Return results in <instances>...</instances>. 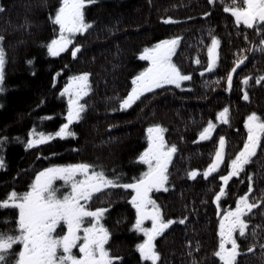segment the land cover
<instances>
[{
	"label": "trees",
	"instance_id": "1",
	"mask_svg": "<svg viewBox=\"0 0 264 264\" xmlns=\"http://www.w3.org/2000/svg\"><path fill=\"white\" fill-rule=\"evenodd\" d=\"M59 1L0 0V46L5 51L0 137L8 138L0 145L5 163L0 168V200L12 190L29 189L39 169L36 158L43 152L92 164L131 183L145 171L137 157L148 145L147 129L159 124L167 145L177 150L168 165L165 187L152 193L163 218L173 220L154 240L159 253L156 264H220L214 255L220 217L238 196L248 192L249 175L253 177L249 202H257V207L245 217L246 235L234 233L241 253L237 260L238 264H264V138L244 171L229 180L219 205L214 202L223 183L219 177L227 174L228 162L247 138L245 119L252 112L264 117V82L256 83L257 77L264 76V52L258 50L264 36L256 28L237 25L224 11L231 0H94L84 9L92 27L75 33L70 47L52 56L47 44L57 37L59 26L50 16L54 17ZM169 17L171 21L165 22ZM260 31L264 32V26ZM211 35L220 41L218 59L205 72ZM175 36L181 40L172 60L191 79L182 81L180 87L153 89L121 109L120 100L131 90L132 77L147 66L140 54L157 41ZM77 45L79 51L73 57L71 49ZM241 58L244 62L235 65ZM234 67L229 88L227 74ZM82 72L89 73L90 91L81 98L82 118L69 125L75 136L53 135L46 143L26 148L30 132L54 134L64 124L67 99L63 87L68 77ZM244 76L250 78L247 85L241 83ZM244 91L248 100L243 99ZM225 107L229 108L228 123L217 120ZM209 121L215 127L208 139L200 140L199 133ZM221 136L226 141L224 160L206 178L203 173L212 163ZM74 147L78 151L72 155ZM192 170L197 175L190 178ZM56 181L61 184L60 179ZM131 194V189L114 188L95 194L87 206L108 209L102 221L111 232L105 247L121 258L115 264H151L140 258L135 247L143 238L132 228ZM16 215L14 209H0V230L14 231Z\"/></svg>",
	"mask_w": 264,
	"mask_h": 264
},
{
	"label": "snow or ice",
	"instance_id": "2",
	"mask_svg": "<svg viewBox=\"0 0 264 264\" xmlns=\"http://www.w3.org/2000/svg\"><path fill=\"white\" fill-rule=\"evenodd\" d=\"M94 0H60L54 17L50 19L59 26V36L47 44V51L52 56L59 55L69 44L75 33L89 30L92 25L86 21L84 9ZM213 3V0H209ZM2 11V9H0ZM224 11L234 17L237 25L243 23L247 28H256L258 34L264 36L260 26H264V0H231L224 6ZM208 16L209 13H204ZM171 21V17L165 22ZM245 39L247 37L245 36ZM3 37H0V41ZM180 36L158 41L151 48H145L140 58L147 60L148 67L132 77V87L127 95L120 100V108L127 109L133 105L146 92L161 88L164 85L181 86L182 81L191 79L172 62V55ZM220 41L215 35H211V43L207 46L208 63L205 72L216 66L218 59L217 49ZM79 45L71 49L73 57L79 51ZM253 49H257L253 45ZM250 49V50H253ZM259 51L264 52V39L260 40ZM245 58L237 59L235 65L239 66ZM32 63L31 60L28 61ZM195 63L199 64L197 59ZM5 67V51L0 46V93L5 91L3 87ZM234 67L227 74V82L231 88ZM203 74V73H202ZM89 73L84 72L78 76L70 77L63 94L68 95L67 123L61 124L54 134L30 132L26 148L42 144L56 137L75 136L69 130V125L75 120H80L85 105L80 103L82 97L90 91L88 82ZM249 76H244L241 83L247 85ZM264 82V76L257 77L256 83ZM244 100L249 99V94L244 91ZM229 108L225 107L217 113V120L229 121ZM247 129V138L243 147L228 162L226 175L219 177L223 183L216 193L214 202L218 205L221 196L225 194V186L234 176H239L245 166L256 155L261 140L264 138V117L256 112L250 113L244 121ZM215 125L209 121L207 126L199 133V139H208ZM164 129L155 124L147 129L148 145L138 155L137 160L147 166L138 178H133L131 183L121 182V176L113 174L109 176L103 169L97 170L96 166L89 163H76L66 165H52L38 172L29 189L23 193L12 190L7 197L0 200V209H14L16 228L14 231L0 230V264H6L9 256L15 251L14 245L21 247L15 253V264H115L120 257L113 256L105 247L111 232L102 222L108 209L97 207L92 209L88 202L94 199L95 194H103L114 188L131 189L130 204L135 209L136 218L132 228L143 233L144 239L136 244V250L142 260L156 264L159 253L155 249L153 241L160 236L165 229L173 223V220H165L161 214L159 205L150 196L153 189L165 187L168 180V164L172 154L177 150L175 145L167 147L162 133ZM7 137H0V145H3ZM225 138L219 139V146L203 175L207 178L217 170L225 157ZM4 159L0 157V168H4ZM189 177H196L197 171L188 173ZM57 179L63 180L69 186V191L62 196L54 184ZM253 177L248 176V192L240 195L235 201V207L225 209L220 219L218 235L220 237L218 249L214 255L219 258L221 264H238L237 257L240 246L235 232L240 236L246 235L248 221L246 215L257 207V202H249V193L253 191ZM166 190V189H165ZM264 207V203L261 204ZM88 219V223L85 221ZM151 221V227H145L144 222ZM10 221L5 220L4 223ZM184 223V220L180 221ZM62 232L63 234H59ZM231 245L226 247V245ZM264 247V245H262ZM78 248L79 254L74 253ZM248 252L252 248L247 249Z\"/></svg>",
	"mask_w": 264,
	"mask_h": 264
},
{
	"label": "rangeland",
	"instance_id": "3",
	"mask_svg": "<svg viewBox=\"0 0 264 264\" xmlns=\"http://www.w3.org/2000/svg\"><path fill=\"white\" fill-rule=\"evenodd\" d=\"M59 4H60V1H59ZM59 7V5L57 6V8ZM57 10V9H56ZM59 29H58V34L56 35L57 37L59 36ZM74 35V34H73ZM56 38V37H55ZM54 38V39H55ZM72 42H73V36H72ZM158 42V41H157ZM156 42V43H157ZM70 47V44L68 45V47L66 48V49H68ZM148 48H151V47H148ZM65 49V50H66ZM173 56V55H172ZM146 61V67H148V61L147 60H145ZM172 62H173V60H172ZM174 63V62H173ZM141 72V71H140ZM82 73H84V72H82ZM79 74H81V73H79ZM79 74H74V75H71L70 77H74V76H78ZM137 75V74H136ZM70 77H68L67 79H68V81L65 83V85H64V87H63V90H64V88H65V86L69 83V78ZM169 86V85H168ZM176 86V85H175ZM66 95V99H67V101H68V95L67 94H65ZM80 103H81V100H80ZM67 109H68V104H67ZM66 112H67V110H66ZM66 117H67V113H66ZM75 121V120H74ZM64 123H67V119L65 120V122ZM73 123V122H72ZM71 123V124H72ZM246 132H247V130H246ZM162 135H163V133H162ZM63 138V137H62ZM165 141V140H164ZM44 143H46V142H44ZM39 145V144H38ZM165 145L167 146V147H169L168 145H167V143H166V141H165ZM36 146V145H35ZM144 150V149H143ZM78 151V148L77 147H74V149H72V155H74V153H76ZM57 153V152H56ZM56 153L55 154H53V155H49V153L48 152H43V154L41 155V154H39L38 156H37V158H36V161H38V167H39V169H38V171L36 172V174L38 173V172H40V171H42L44 168H47V167H50V166H52V165H66L64 162H66V163H68V164H76L77 162H75V163H73L71 160H75L74 158L72 159H68V158H65V156L63 157V156H60V155H56ZM171 162V161H170ZM170 162H169V164H170ZM168 164V165H169ZM146 166V165H145ZM147 170V166L145 167V171ZM36 174H35V176H36ZM34 176V177H35ZM61 181V184L59 183L58 185H57V183H55L56 185H57V187H58V189L59 190H61V193H60V195L62 196L65 192H67V191H69L70 189H69V186L68 185H66L65 184V182L63 181V180H60ZM54 182H57V181H54ZM66 185V186H65ZM63 187H65V189H63ZM158 190H163V188H160V189H153V191L150 193V196H151V198L153 199V192H155V191H158ZM239 197V196H238ZM154 200V199H153ZM236 201V200H235ZM234 201V202H235ZM130 203V202H129ZM131 205V204H130ZM132 206V205H131ZM235 207V203H234V205L232 206V207H229V208H234ZM228 208V209H229ZM134 209V208H133ZM225 210V209H224ZM223 215V211H222V214H221V216ZM135 218H136V212H135V209H134V223H135ZM220 219H221V217H220ZM85 223L87 224L88 223V219H86V221H85ZM144 226L145 227H151V221L150 220H146L145 222H144ZM237 233H239L238 231H237ZM59 234H63L62 232H60ZM140 234L142 235V238L144 239V235H143V233H141L140 232ZM234 235V237H235V234H233ZM142 239V240H143ZM142 242V241H141ZM153 243H154V241H153ZM231 245L229 244V245H226V247H230ZM20 245H19V247L16 249V247L14 248L15 249V251L9 256V258L7 259V262H6V264H15V260H16V255H15V253H18L19 252V249H20ZM74 251V253L75 254H79V250H78V248H76V249H74L73 250ZM151 262V261H150ZM220 264H221V261H220Z\"/></svg>",
	"mask_w": 264,
	"mask_h": 264
}]
</instances>
